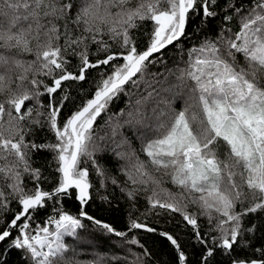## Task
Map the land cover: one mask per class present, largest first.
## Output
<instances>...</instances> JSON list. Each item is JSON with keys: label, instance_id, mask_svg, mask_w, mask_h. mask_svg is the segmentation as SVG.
<instances>
[{"label": "snow or ice", "instance_id": "1", "mask_svg": "<svg viewBox=\"0 0 264 264\" xmlns=\"http://www.w3.org/2000/svg\"><path fill=\"white\" fill-rule=\"evenodd\" d=\"M0 264H264V0H0Z\"/></svg>", "mask_w": 264, "mask_h": 264}, {"label": "trees", "instance_id": "2", "mask_svg": "<svg viewBox=\"0 0 264 264\" xmlns=\"http://www.w3.org/2000/svg\"><path fill=\"white\" fill-rule=\"evenodd\" d=\"M84 87H87V85L85 84ZM182 104V101L181 100H177L176 101V106L179 107L180 105ZM119 107H123V98L121 99V101L119 102V104L114 108V110H118ZM103 121L101 120V123ZM134 147H139L138 143H134ZM106 155H101L100 156V160L101 162L103 163L106 159ZM115 164V161H113V165ZM115 175V173H113ZM68 207L72 208L73 210H75V205L72 204L71 202H69L68 204ZM123 207H126V206H123L122 205V208ZM92 209L90 208V211ZM95 214V213H94ZM105 219L109 220L110 222H112L114 224L115 227H117L118 229H122L123 226L125 225L126 223V213L122 210L121 212L119 213H112L111 216H108V215H105L104 216ZM147 243L149 245H155L156 246V250L159 252V253H162V254H165V255H170L168 253V250L167 248L164 246V244L160 241H158V239L154 236H149L147 238ZM107 244L108 242L105 241L104 244L99 248V251L100 252H104L107 250ZM191 251V250H190ZM15 258V257H14Z\"/></svg>", "mask_w": 264, "mask_h": 264}]
</instances>
